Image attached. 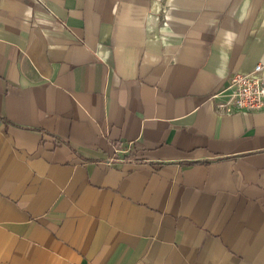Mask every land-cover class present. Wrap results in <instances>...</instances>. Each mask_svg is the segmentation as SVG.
Wrapping results in <instances>:
<instances>
[{"label":"crops","instance_id":"crops-1","mask_svg":"<svg viewBox=\"0 0 264 264\" xmlns=\"http://www.w3.org/2000/svg\"><path fill=\"white\" fill-rule=\"evenodd\" d=\"M257 63L264 0H0V264H264Z\"/></svg>","mask_w":264,"mask_h":264},{"label":"built area","instance_id":"built-area-1","mask_svg":"<svg viewBox=\"0 0 264 264\" xmlns=\"http://www.w3.org/2000/svg\"><path fill=\"white\" fill-rule=\"evenodd\" d=\"M224 90L222 108L232 107L238 112L264 110V64H255L250 72L231 74Z\"/></svg>","mask_w":264,"mask_h":264}]
</instances>
